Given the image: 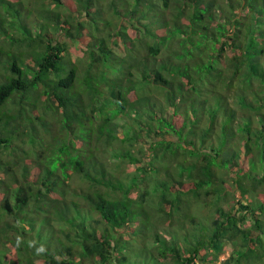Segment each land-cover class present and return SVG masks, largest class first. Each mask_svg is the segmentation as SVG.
<instances>
[{"label": "trees", "instance_id": "trees-1", "mask_svg": "<svg viewBox=\"0 0 264 264\" xmlns=\"http://www.w3.org/2000/svg\"><path fill=\"white\" fill-rule=\"evenodd\" d=\"M134 238L264 264V0H0V264Z\"/></svg>", "mask_w": 264, "mask_h": 264}, {"label": "rangeland", "instance_id": "rangeland-1", "mask_svg": "<svg viewBox=\"0 0 264 264\" xmlns=\"http://www.w3.org/2000/svg\"><path fill=\"white\" fill-rule=\"evenodd\" d=\"M72 54L75 55V53ZM154 196L155 193L150 194V199H154ZM193 211L196 213L201 212V207H199V205H196ZM149 243H151V240L148 242V244ZM124 249L127 257L129 256L130 262L126 260L125 262H123V264H142L143 261L152 263V258L148 252V247L144 246V242H142L141 239L134 238L132 241V245H129V247H126Z\"/></svg>", "mask_w": 264, "mask_h": 264}]
</instances>
